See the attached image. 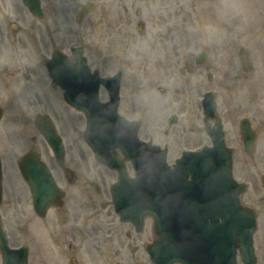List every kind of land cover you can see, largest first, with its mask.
<instances>
[{"label":"rangeland","instance_id":"obj_1","mask_svg":"<svg viewBox=\"0 0 264 264\" xmlns=\"http://www.w3.org/2000/svg\"><path fill=\"white\" fill-rule=\"evenodd\" d=\"M42 1L45 11L44 21L40 23L18 8L20 17L18 19L10 17L5 21L9 32L7 35L9 39L5 42L1 36L2 30L4 31L3 22H0V105L3 108L0 122V157L3 172L0 214L10 245L13 247L22 243L30 245L29 261L31 264H36L37 259L35 256L36 241L34 240L37 231L45 239L41 243L42 264H52L50 262L53 259L47 256L44 247H49L51 243V227L49 224L45 225V221L38 223V220L33 217L29 192L15 165L16 159L30 148L37 150L49 167L53 168L57 182L63 185L66 190L71 191L68 202V205L71 206L79 204L75 199H78L79 202L89 198L107 202L109 186L115 180V174L97 163L91 150L83 142L84 117L68 109L60 98L55 97L56 95H51L48 88L45 87L46 85H43L45 80L42 82L39 80L40 78L32 74L37 69L38 56L51 51L52 47L69 56L70 48L82 43L89 64L99 69L100 73L105 76L111 75L115 71L113 68L114 57L119 56L120 52L126 54V50H130V53L134 55H129V73L125 76L124 84L121 87L124 102L119 108L120 113L129 119L142 120L139 132L141 139L151 138L155 144L167 145L169 163H172L173 159L178 157L183 150H196L202 145L210 144L208 137L197 130V125H202L199 102L205 91H216V113L222 118L224 130L230 138H237L233 126L237 124L236 121L240 117H248L253 125L264 127V79L262 84L259 81L250 80V82L244 81L238 85H227L223 80L221 82L215 78L211 83H208L205 79L204 69L197 70V78L194 79V76L189 77L194 74L190 65L187 64L184 68H179L174 64L173 68L166 70L168 84L151 83L149 80L150 69L146 60V31L150 27L146 20L148 19L146 3L144 4L143 0L124 2L127 7L133 6L135 9L133 13H136L137 10L143 19H140L141 23L137 21L133 25H131L134 20L132 17L121 20L119 48L118 45L116 49L113 44H110L109 48L106 45L107 50L104 51L106 55L104 58L101 55L102 28L98 10L95 14L86 17L81 23L82 27L78 28L74 22L76 6L78 2L85 0ZM90 1L98 3V0ZM260 1L264 2V0ZM261 2L258 0H213L212 2L184 0L187 16L186 56L192 57L196 55V52L199 53L202 46L206 47L212 51L210 54L211 63L223 55V65L239 74L237 71L239 70L238 62L233 58V52L234 55L236 52L234 48L248 41L252 58L254 57L255 61V74L261 71L264 73V51L262 56H259V48L249 36H245L241 32L234 36L230 30L237 29L234 22L237 15L244 13L245 10L257 14V9L264 8ZM12 23L19 30L10 29ZM138 23L139 28H143L141 35L137 33ZM246 32L255 36V33L253 34L251 31ZM154 72L156 71L154 70ZM196 79L197 81H195ZM159 89L163 90L159 91ZM44 93L55 97V100L49 103L51 105H49L50 110L47 113L53 119L57 132L64 142L65 165L68 164L78 173L79 180L77 179L71 186L66 184L62 172L58 171V167L53 161L49 148L34 126V118L37 114L44 113L47 109L46 104L39 105L38 103L39 96L45 97ZM131 102L135 104V111L131 108L133 106ZM169 115H175L176 123L165 133L164 129ZM31 138L36 140L34 144L31 143ZM262 141L263 146L256 153L258 155L259 153L264 155V137ZM236 142L239 143L237 139ZM246 155L243 151L240 153L239 149L235 153L236 172L239 177H242L246 172L245 167L240 165ZM262 160L259 156L256 158L258 170L250 169V175L258 176L259 173L264 172V158ZM81 165L84 167L83 173H81ZM128 171L131 172L129 168ZM242 199L248 205L263 210L258 214L260 227L254 235V248L258 264H264V190L261 187H258L257 191L251 188L243 195ZM91 207L90 204L89 228L85 232L83 231L85 245L82 246L78 238V242H74L75 246L67 245L66 255L57 256L58 261L53 260V264H68L69 257H72L77 264H114L115 259L111 260V256L117 246V234L124 245V249L121 250L120 264H136L137 262L151 264L142 250V254L140 252L132 258L130 257L125 247L126 241L122 237L124 229L117 226L118 223L113 218L109 207L107 212L99 210V214L94 213ZM23 215L27 219L25 230L19 226ZM48 222H50L49 219ZM99 223L102 224L100 229H98ZM124 228L126 229V226ZM100 230H102V235ZM105 231L109 232L111 239L108 243L104 239L105 233L103 232ZM150 231L151 223L145 221L143 233L138 236L135 244L140 246L142 243L150 241Z\"/></svg>","mask_w":264,"mask_h":264},{"label":"water","instance_id":"obj_2","mask_svg":"<svg viewBox=\"0 0 264 264\" xmlns=\"http://www.w3.org/2000/svg\"><path fill=\"white\" fill-rule=\"evenodd\" d=\"M65 63L64 59L57 55L48 64V67L53 79L66 90L67 102L86 112L88 129L84 135L85 140L99 160L119 171L120 183L123 185L121 190L137 192V197L148 199V203L153 206V210L148 214L154 218V233L157 240L147 248L151 260L155 264H173L174 262L235 264L234 253L236 247H239L243 264H255L250 246L251 241L250 244L246 242L250 240L248 239L250 236L243 239L237 228H229L228 214L219 211L221 201L225 199L222 192L229 184L230 175V155L226 150H223L222 142L221 144L216 143L212 149L203 150L200 154L184 153L185 156L181 160V164L175 170H169L164 165L165 155L158 152L155 147L139 144L135 138L136 126L117 118L115 115L116 91L112 90L113 99L105 105L107 107L105 112L99 111V109H103L101 107L104 105H98L96 107L98 110L93 109L96 105L95 92L98 81L88 76L81 60H78L74 67L67 69L63 67L64 65L68 66ZM80 77H85L90 82V94L94 99L85 101L77 95L73 88L75 84L72 81H76ZM212 100L213 95L209 94L204 101V105L207 107L204 112L207 120L213 116ZM36 122L55 157L60 160L63 151L53 125L43 117H39ZM116 148L121 149L136 169L137 179L135 181L126 179L122 162L115 154ZM37 159V154L29 153L18 161V166L31 188L35 203L39 199H48V192L51 193V196H56L51 178ZM189 173L193 177L192 181L187 183L185 175ZM218 176H222L223 180H220L221 178ZM203 182L212 183L213 188L217 186L214 198L217 199L218 211L212 214L209 206H197V195H200L197 194V185L204 189ZM219 184L223 185L219 186ZM121 196L126 197L125 194ZM237 204L234 203L235 213L240 211ZM35 208H37V203ZM122 214L125 218L124 212ZM249 215L252 219V215L250 213ZM127 216L131 218L129 214ZM240 241H245L247 248L245 253L242 251ZM231 247L232 252H230ZM5 252L9 256V252L7 250ZM25 256V251H22L20 254L21 264H23ZM10 258L6 257V263L11 264L17 261Z\"/></svg>","mask_w":264,"mask_h":264},{"label":"flooded vegetation","instance_id":"obj_3","mask_svg":"<svg viewBox=\"0 0 264 264\" xmlns=\"http://www.w3.org/2000/svg\"><path fill=\"white\" fill-rule=\"evenodd\" d=\"M130 0H98L99 2V19L102 27V44L108 45L113 44L114 49H116L118 43L120 44V32H121V20L134 18L131 25L134 22L143 19L139 16L137 10L133 6L127 7L124 2ZM142 1V0H139ZM146 3L147 8V23L149 22V29L146 31V47H147V64L149 66L150 81L153 83L156 79H161L162 84H168V78L166 77V70L168 68H173L176 63L180 66L185 65L186 55H185V45H184V27H185V10H184V0H143ZM19 0H0V20L6 21L10 17L18 19L20 14L18 13ZM66 8H68L66 6ZM139 10V7H138ZM63 19V18H62ZM119 48V45H118ZM116 51V50H115ZM191 61V58H189ZM193 60V59H192ZM126 64V63H125ZM154 70L156 72H154ZM216 75H223L218 70L215 69ZM197 72L195 73V75ZM182 75V73H181ZM226 78L228 80L232 79V75ZM261 127H255L256 142L262 138L264 130ZM264 129V128H263ZM241 144L239 137L236 138ZM235 138L228 137L229 143L231 145L237 144ZM244 153V152H243ZM246 154V153H244ZM264 158L263 154L257 156H245L242 159L241 167H245L246 172L243 174V182L246 183L247 187L242 196L247 193L250 187L257 191L258 187L261 186L260 177L250 175V169H254L257 157ZM235 161V159H234ZM263 161V160H262ZM237 165V162H236ZM239 167V162H238ZM245 175V176H244ZM75 176L72 178L74 180ZM66 198V199H65ZM64 198V204L59 209L55 210L52 214L51 225L53 227V241L56 246L61 240H65L67 236L73 235V228L78 227L81 229L88 230L89 220H90V202L89 199L78 201L79 204L75 206L65 205L68 202V196ZM260 201V198L258 199ZM246 203V202H245ZM110 205L109 203H101L102 209H107ZM110 208V207H109ZM115 218V217H113ZM120 222V221H119ZM81 224V226L79 225ZM121 223V222H120ZM132 231V233H131ZM138 235L135 232L134 227L131 226L130 230L126 232L127 238H134ZM117 246L111 256L115 259L114 264L121 263V240L120 236L117 234ZM58 248V246L56 247ZM134 251L135 248H134ZM131 254L133 257L134 255Z\"/></svg>","mask_w":264,"mask_h":264}]
</instances>
